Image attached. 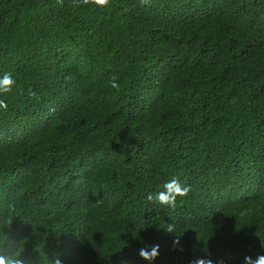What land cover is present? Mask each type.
I'll use <instances>...</instances> for the list:
<instances>
[{"label": "trees", "instance_id": "16d2710c", "mask_svg": "<svg viewBox=\"0 0 264 264\" xmlns=\"http://www.w3.org/2000/svg\"><path fill=\"white\" fill-rule=\"evenodd\" d=\"M4 73L16 81L0 94L5 252L264 255V0H0ZM172 178L191 188L174 209L147 200Z\"/></svg>", "mask_w": 264, "mask_h": 264}, {"label": "clouds", "instance_id": "9594fccd", "mask_svg": "<svg viewBox=\"0 0 264 264\" xmlns=\"http://www.w3.org/2000/svg\"><path fill=\"white\" fill-rule=\"evenodd\" d=\"M58 3H62V0H57ZM74 2L79 5L80 3L84 5H94L98 8H106L109 6L111 0H74ZM149 3V0H140L141 6ZM16 81L13 79L10 73H4L0 76V94L9 93L12 91L13 86ZM112 88L119 90L120 85L116 82V77H113L110 81ZM7 103L4 100H0V110H7ZM191 191L190 186H186L180 182L177 178H172L162 185V190L154 194L150 193L147 195L148 201H155L163 206L174 209L176 207L177 198L187 197ZM14 211V208L10 205V212ZM7 224L12 225L13 220L11 216L6 218ZM175 225L173 223L167 224V233H172L174 231ZM8 239V236H6ZM174 245L179 244V238L173 241ZM139 257L146 261L147 264H154L155 260L159 257V245H154L149 250L148 248H141L138 252ZM244 264H264V255H258L255 260L251 256H244ZM0 264H25V260L22 256L15 252H5L2 247H0ZM49 264H63L59 255H54L49 259ZM121 264H127V261L122 260ZM191 264H214L210 256L205 258H197L191 262ZM215 264H225L223 259L218 260Z\"/></svg>", "mask_w": 264, "mask_h": 264}]
</instances>
